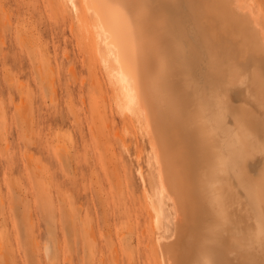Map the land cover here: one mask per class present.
I'll use <instances>...</instances> for the list:
<instances>
[{"label": "bare ground", "instance_id": "1", "mask_svg": "<svg viewBox=\"0 0 264 264\" xmlns=\"http://www.w3.org/2000/svg\"><path fill=\"white\" fill-rule=\"evenodd\" d=\"M64 1L126 130L136 119L153 136L143 236L159 264H264V28L252 0Z\"/></svg>", "mask_w": 264, "mask_h": 264}, {"label": "rangeland", "instance_id": "2", "mask_svg": "<svg viewBox=\"0 0 264 264\" xmlns=\"http://www.w3.org/2000/svg\"><path fill=\"white\" fill-rule=\"evenodd\" d=\"M78 17L64 0H0V264H159L143 236L153 136L126 130ZM175 209L165 199L166 238Z\"/></svg>", "mask_w": 264, "mask_h": 264}]
</instances>
